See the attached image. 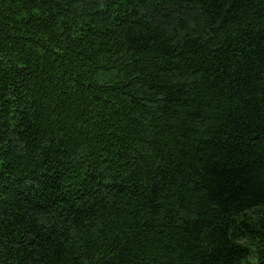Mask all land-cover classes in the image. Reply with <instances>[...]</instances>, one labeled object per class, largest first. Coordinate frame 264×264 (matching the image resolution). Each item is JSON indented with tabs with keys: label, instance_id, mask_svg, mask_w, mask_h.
Returning a JSON list of instances; mask_svg holds the SVG:
<instances>
[{
	"label": "trees",
	"instance_id": "obj_1",
	"mask_svg": "<svg viewBox=\"0 0 264 264\" xmlns=\"http://www.w3.org/2000/svg\"><path fill=\"white\" fill-rule=\"evenodd\" d=\"M0 264H264V0H0Z\"/></svg>",
	"mask_w": 264,
	"mask_h": 264
}]
</instances>
